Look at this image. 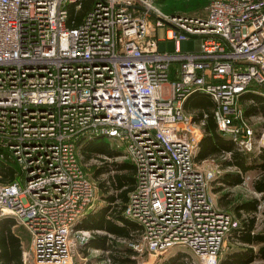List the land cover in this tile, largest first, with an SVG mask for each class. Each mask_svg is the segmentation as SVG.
Returning a JSON list of instances; mask_svg holds the SVG:
<instances>
[{"label":"built area","instance_id":"2783aa9c","mask_svg":"<svg viewBox=\"0 0 264 264\" xmlns=\"http://www.w3.org/2000/svg\"><path fill=\"white\" fill-rule=\"evenodd\" d=\"M91 2L69 24V6L83 0H0V160L24 175L0 181V216L29 231L22 264H71L88 239L75 225L96 186L78 142L103 136L135 166L123 212L142 244L154 254L183 246L190 264H218L238 220L210 194L216 158L200 166L194 157L207 112L197 118L183 104L205 92L238 151L264 149L240 101L264 95V0H209L200 14L166 12L156 0ZM158 27L172 50L159 49ZM187 37L194 49L180 48Z\"/></svg>","mask_w":264,"mask_h":264},{"label":"trees","instance_id":"16d2710c","mask_svg":"<svg viewBox=\"0 0 264 264\" xmlns=\"http://www.w3.org/2000/svg\"><path fill=\"white\" fill-rule=\"evenodd\" d=\"M91 3V0H83L81 7L77 10L74 9L73 5L69 6L68 23L79 22ZM72 19L73 21H71ZM206 96L210 98L205 92L196 91L185 99L184 104L188 100H192L205 107L210 103ZM263 96L251 91L245 92L242 95V100L251 99L249 103L243 106L245 114L261 113L264 115ZM206 109L207 116L203 126L204 134L199 141L198 151L194 156L195 159L200 161L210 157L218 158L222 152L229 151V155L219 161L221 167H233V169H225L215 178V182H220L222 185L233 186L239 184L247 170L258 168L259 173L252 180V187L262 193L261 197L264 203V149L256 155L251 152L238 151L231 138L223 136L217 129L212 110L208 107ZM201 115L202 111L196 112L197 118ZM100 142H102L100 138L87 139V142L82 146L85 156L88 157L91 153H103L108 156L117 154L116 150L109 148L107 144L101 146ZM111 165L115 166L114 169L118 171L109 175L108 179L99 182L103 189L102 197L105 199L106 204L94 212H89L83 222L75 226L76 228L92 231L91 236L83 244V249L86 250V248L92 247L102 250L103 254L98 255V261L103 260V264H137V250L131 245L121 244L118 241V239L132 238L133 229L138 228L137 222L128 218L123 212L128 193L135 183V166L130 159L113 160ZM108 169L107 164L98 165L94 169L93 175L97 176ZM14 174L15 171L12 165L0 160V181L12 180L15 178ZM215 187L219 188L221 186ZM217 188L216 190H218ZM261 202L259 198L253 197L240 200L233 205L238 223L230 229L227 237H229L228 239L232 238L234 246L231 247V251L226 253L224 258L218 261V264H246L256 257L264 258V231L254 229L255 216L249 215L239 219L242 212L249 214L252 212L254 214ZM218 203L223 204L222 196L219 197ZM262 212L264 214V208ZM96 229H103L105 232H97ZM23 233L24 230L18 226L16 218L10 215L0 216V264H22L21 237ZM163 264L189 263L174 256Z\"/></svg>","mask_w":264,"mask_h":264},{"label":"rangeland","instance_id":"374dc122","mask_svg":"<svg viewBox=\"0 0 264 264\" xmlns=\"http://www.w3.org/2000/svg\"><path fill=\"white\" fill-rule=\"evenodd\" d=\"M208 2L209 0H161L160 6L162 7V9H164V11L170 12V13L200 14V13L205 12ZM157 36L159 38L164 36L163 27H158ZM196 44H197L196 38L187 37L180 41L179 46L183 50H191L196 47ZM158 46H159V49L172 50L174 48V42L173 40H165L163 38H160L158 41ZM174 64H176V62H174ZM163 93L164 94L168 93L167 85H164ZM249 102L250 100H243L242 105L245 106ZM249 115H251V125L253 126L255 130L256 136L259 138L264 132V115H262L261 113H254V114H249ZM87 139H93V138H87ZM87 139H83L82 142L81 141L78 142V151H79V156H80L79 158L84 167L86 175L94 181L95 186H96L95 198L93 200V203L90 206V208H94V207L96 208L104 204V200L102 198L103 189L99 185V182L101 180L108 179L109 175L114 174L116 171H118L114 169L115 166L111 165L113 160L121 161V160L128 159V158L124 156L125 154L124 145L120 142H117L116 140L112 139L109 136L100 137V140L102 142H100L99 144L101 146L104 144H107L109 148L116 150V153H117L116 155L108 156L103 153H91L88 157H86L85 153L82 150V146L85 142H87ZM261 142L264 143V137ZM251 153L258 154L259 152L258 153L251 152ZM222 158L224 157L219 156L218 159L217 158L216 159L218 161V160H221ZM206 162L207 161H205V163ZM103 164H107L109 169L103 173H100L97 176H94L93 175L94 169L98 165H103ZM11 165L15 171V174H14L15 178L23 182L24 175L20 171L19 165L16 162H12ZM226 169H233V167L232 168L227 167ZM223 171L225 170L220 169L218 172L216 171L215 175L221 174ZM258 173H259L258 168H251L247 170L243 176L244 181L237 185H233V186L232 185H222L220 182H215L216 180L215 179L216 176H215L214 179L210 181L209 191L212 197L214 198L215 202L217 203V205L220 208H223L224 210L229 211L236 219L238 218H237L235 211L233 210L234 204H236L237 202L243 199H248V198H253V197L259 198L260 201L262 202L258 204L256 212H254V214H252V212H250V214L246 212H242L239 219H241V217L243 218L245 216L254 215L255 216L254 229L264 231V214L262 212L264 208V203L261 197L262 193L259 191H256L252 187V180L257 176ZM106 183H108V181H106ZM218 185H220L221 187L219 188L215 187ZM216 188L218 190H216ZM220 196H222L223 204L218 203V199ZM17 223H18V226L24 230V233L22 234V240H23L22 242L24 244L25 249H27L30 243L29 242L30 241L29 231L22 222L17 221ZM134 229L131 233L132 238L118 239V241L121 244H128V245L133 246L135 250H137V248H140V247L142 248L139 251L137 250V254H136L137 264H163L165 261L167 262V260L172 259V257L174 256H177V258H179L180 260H184L185 262L190 264L191 259H192V252L188 248L183 247V246H173L160 254H154L142 244L138 229H135V230ZM91 234H92V231L90 235L87 237L89 238ZM228 238L229 237L225 239L222 245L221 251L218 256L219 260L224 258L226 256V253L230 252L231 247L234 246V243L232 242V238L231 239H228ZM85 242L79 243L76 245V251H75V254L73 255L71 264H103L104 262L103 260L101 261L97 260L98 255L103 254L102 250L97 249V248H92V247H88L85 250L83 249V244H85ZM138 242L140 244H138ZM246 264H264V258L256 257V258L251 259Z\"/></svg>","mask_w":264,"mask_h":264},{"label":"crops","instance_id":"0c3cea01","mask_svg":"<svg viewBox=\"0 0 264 264\" xmlns=\"http://www.w3.org/2000/svg\"><path fill=\"white\" fill-rule=\"evenodd\" d=\"M157 1V3L160 5L161 4V0H156ZM161 7V6H160ZM162 8V7H161ZM164 10V9H163ZM244 94V93H243ZM242 94V95H243ZM242 95H241V97H240V101H241V103H243V100H242ZM201 97V96H200ZM199 97V98H200ZM207 97V96H206ZM194 98H196V97H194ZM208 98V100H210V103L209 104H207V106H205L204 107V105H200L199 103H196V102H194V101H192V100H188L187 102H186V104H183V108H184V110L186 111V112H190V113H196V112H199V111H202V112H206L207 111V107H208V109H211L212 110V107H213V104H212V100H211V98H209V97H207ZM204 128L203 127H201V131L199 132V133H197V136H198V141H197V148H196V151H195V154H196V152L198 151V144H199V141H200V139H201V137L203 136V134H204ZM223 136H225V137H227V138H229L227 135H223ZM256 155V154H255ZM220 156V155H219ZM215 158V157H214ZM218 159V158H217ZM217 159H215L216 160V162L218 163V166H219V168L221 169V170H225L226 168H223V167H221V165H220V161L218 160L217 161ZM196 160V159H195ZM202 160H204V159H202ZM202 160H200V161H198V160H196L199 164H200V166H206L205 164H207V163H205L204 161H202ZM210 165H212V164H210ZM209 165V166H210ZM208 166V165H207ZM219 169V170H220ZM218 175V174H217ZM244 180H242L241 182H243ZM237 185V184H236ZM103 198V197H102ZM103 200H104V204H106V201H105V199L103 198ZM104 204H102V205H104ZM102 205H100V206H98V207H94V208H88L85 212H84V214L83 215H81L80 216V218L77 220V222H76V224H79V223H82L83 222V220L86 218V216L88 215V213L89 212H94V211H96L97 209H99ZM238 220V219H237ZM78 226V225H77ZM96 231L97 232H105L103 229H96ZM23 240H22V237H21V245H22V250L23 249H25V247H24V244H23V242H22ZM30 242V241H29ZM22 252V251H21ZM85 255H86V253H85ZM84 255V256H85ZM86 257V256H85Z\"/></svg>","mask_w":264,"mask_h":264}]
</instances>
